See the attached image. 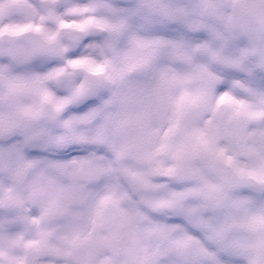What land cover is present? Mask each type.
Returning a JSON list of instances; mask_svg holds the SVG:
<instances>
[{
	"label": "clouds",
	"instance_id": "clouds-1",
	"mask_svg": "<svg viewBox=\"0 0 264 264\" xmlns=\"http://www.w3.org/2000/svg\"><path fill=\"white\" fill-rule=\"evenodd\" d=\"M0 264H264V0H0Z\"/></svg>",
	"mask_w": 264,
	"mask_h": 264
}]
</instances>
